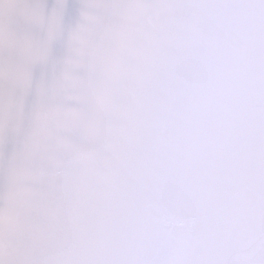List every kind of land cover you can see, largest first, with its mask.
I'll return each instance as SVG.
<instances>
[{
	"label": "snow or ice",
	"instance_id": "6c2138e0",
	"mask_svg": "<svg viewBox=\"0 0 264 264\" xmlns=\"http://www.w3.org/2000/svg\"><path fill=\"white\" fill-rule=\"evenodd\" d=\"M68 12L0 0V264H264V0Z\"/></svg>",
	"mask_w": 264,
	"mask_h": 264
},
{
	"label": "water",
	"instance_id": "95a60500",
	"mask_svg": "<svg viewBox=\"0 0 264 264\" xmlns=\"http://www.w3.org/2000/svg\"><path fill=\"white\" fill-rule=\"evenodd\" d=\"M44 2L46 4L47 10H50L51 7L55 4L56 0H44ZM68 3H69V12H68V14H66V17H65V23L66 24L71 22L72 17L75 13V8L79 3V0H68ZM7 149L8 150L11 149L10 143L7 145Z\"/></svg>",
	"mask_w": 264,
	"mask_h": 264
}]
</instances>
